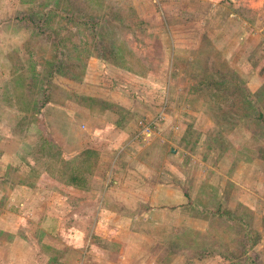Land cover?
Listing matches in <instances>:
<instances>
[{
    "label": "rangeland",
    "instance_id": "374dc122",
    "mask_svg": "<svg viewBox=\"0 0 264 264\" xmlns=\"http://www.w3.org/2000/svg\"><path fill=\"white\" fill-rule=\"evenodd\" d=\"M59 1L0 0V264H115L112 237H123L127 245L129 217L142 253L152 248L160 254L156 264H264V0ZM49 10L57 13L47 27L69 32L76 44L98 36L89 45L93 54L81 81L69 77L79 67L52 62L44 38L33 36L43 24L35 11ZM64 11L72 16H62ZM26 13L28 22L18 20ZM100 39L104 51L118 49L158 86L129 78L137 93L118 88L108 77L113 68L92 60ZM57 66L59 73H52ZM49 76L52 94L43 106L41 90ZM160 104L166 117L159 124L162 133L169 137L179 131L175 127L187 126L184 157L180 151L169 156L167 145L140 138V145H127L122 159L111 162L113 151H105L86 160L76 146H62V154L54 145L49 150L42 137L52 141L42 128L48 114L50 129L76 132L83 143L86 131L122 113L121 105L131 109L124 115H135L131 123L141 128L137 114L152 121ZM205 148L219 157L228 154L225 164L233 166L237 183L253 192V210L217 203L205 231L167 224L152 228V217L133 211L139 200L145 202V190L171 173L176 183L185 161V176L197 164L194 189L196 171L197 177L204 174L200 161L214 159L217 166L218 157L209 158ZM249 167L252 174L244 181ZM71 176L78 179L67 181ZM107 206L121 217L99 216L98 209ZM118 219L127 227L119 233L113 226Z\"/></svg>",
    "mask_w": 264,
    "mask_h": 264
},
{
    "label": "crops",
    "instance_id": "0c3cea01",
    "mask_svg": "<svg viewBox=\"0 0 264 264\" xmlns=\"http://www.w3.org/2000/svg\"><path fill=\"white\" fill-rule=\"evenodd\" d=\"M92 60L99 62L98 64L99 66H101V68H103L105 65L106 67L111 66V68H113V71H110L108 73V77H112V80H115L116 83H118V88L126 89L128 94L137 93L136 90L133 89L131 84L128 83L129 78L136 83L146 82L153 87L158 86L157 83L152 82L151 80L146 78V76H142L137 73L125 70L110 63L108 64L98 58H92ZM87 66L88 62H86L84 74L88 69ZM104 71L101 70L102 76H105ZM162 90H164V93L167 91L166 87H163ZM164 96L166 97L165 94ZM47 103L48 102H45L43 106ZM120 107L123 109L121 110L122 113H116L114 114V117L112 119L102 120V122L99 123L96 127L91 129L90 131L87 130L85 135H83L85 137L83 139V143H81L80 140H77L78 136H76V132H73L71 130L63 131L60 128L55 127H51L50 129V121L52 120L48 119V114L46 117V122L44 123L42 128L43 130L46 129V135H48L50 137V140H52V143L50 142L49 146L51 147L54 145L58 147L61 150V154L64 153V151H62V146H76V148H78L80 151L89 149L99 153H103L105 151H113L111 162L115 161L118 158L122 159L123 157H125L126 155L124 153L128 152L127 149H129L127 145H134V143L138 144L137 141H139L140 138L147 143L150 140L152 141V139H155L161 146L167 145V153L169 156H174L176 154L174 152H177L178 156L181 152L183 154L182 156L184 157V153H187V135L184 136V131L187 126L186 128H184L185 125L181 126V128L183 127L184 129H178L175 127V130H179V133L177 131H174L175 134H173L172 132L169 137H167L166 135L167 132L162 133V130L165 129H161L160 131L159 124L161 123V120L166 119L164 105L161 106L160 104V108L159 105H157V108L159 110L157 111V114L155 118L152 119V121L145 122V116L138 113L137 115L140 116L139 118L141 120L139 121V124H141V128L138 127V125L136 126L134 123H131L135 115H131L130 117L124 115L125 112L129 111L130 108L123 105H121ZM147 123L149 125H146ZM151 125H154L155 127L153 126L152 128ZM144 127H148V131L145 132ZM60 133L64 135L62 136V134ZM205 136L206 133L202 134L198 141H196L197 149L202 148V143H204L203 140L205 139ZM61 138H63V144L61 143ZM59 142L61 143V146ZM74 142H76L77 145H73ZM96 144H100V148H96ZM175 147H177V149ZM171 149H173V151H171ZM204 150H207V148H205ZM207 152L208 157L212 159L215 157L217 151L207 150ZM212 155L214 157H212ZM217 157V166H214L212 162L214 159H212V161L205 159L204 162L200 161V164L204 167V170L203 168H200V170H203L204 174L201 173L203 176L197 177L200 174V171H196L199 174L194 175V189L192 184L194 177H191V175L193 174L192 170H194L192 168H196L197 164L191 166L192 173L190 172L189 175L185 176L186 172L184 170L186 168L184 165H188V162L185 161L186 163L184 165H180L183 169L179 167L178 173H176L180 178L174 179L176 183L171 182V178H175L172 173L171 175H165V180L154 182L149 190L144 189L147 193L145 202L143 203L141 200H139L138 207H136V209L133 211L137 212L138 214H143V212L141 213V211H145L144 214H146L147 217H149L150 219L152 217V222L150 221L152 228L155 227L161 229V225L164 224H167V226L170 228L174 225H182L187 228H192L195 231H205L207 229H210L211 220H209V217L211 216V214L209 210L211 209V207H213L214 204L221 203L224 204L226 208H232L235 206V204L239 203L252 211L254 208V196H252V190H250V187H248L247 185L241 184L242 182L237 183L236 179L234 178V174L236 171L233 170V166L231 168V165L227 166L225 164V162H227V158L229 157L227 153L220 154V157ZM190 158L192 159L193 156L191 155ZM230 162L231 161H228L227 164H229ZM247 170L249 171L247 172ZM247 170L242 178V180L244 181H246L247 177L249 178L252 174V169L250 167L247 168ZM149 177L150 176L148 175L147 178ZM217 181H222V183H220L221 186L216 185ZM185 183L187 185L184 187ZM225 183L230 184L228 189L224 188L227 185L223 187L222 184ZM133 190L135 191V188ZM209 195L213 196L211 197V200L209 199V197L206 198ZM206 202H208L209 205ZM143 204L146 206L145 210L144 208H141ZM98 212L99 216L106 212L108 214L116 215L117 218L121 217L108 206L105 208L100 207L98 209ZM204 214H208V216ZM129 218L126 219L129 221L128 226L130 228L131 218ZM119 222H121V224ZM124 222H126V220L118 219V221L116 222L117 224H112L114 226V232L116 231L117 233H119L124 230L126 227H123V224H125ZM129 228L127 229L126 227L127 230L125 231L128 233L129 237L132 240L134 239V236L136 237V233L132 230V228H130V230ZM2 230L3 229L0 228V231ZM149 238L154 244H156V242H159L156 236L149 235ZM112 240V242L116 244L117 250L116 259L114 260L115 264H148L149 261H155L154 264H156V258L160 256L159 253H152L154 251V249L152 248L148 249L146 253H142L143 250H140L142 239L139 241L137 238V241L135 243L131 242L130 240L127 242V245L124 244L125 239L121 236L112 237Z\"/></svg>",
    "mask_w": 264,
    "mask_h": 264
},
{
    "label": "trees",
    "instance_id": "16d2710c",
    "mask_svg": "<svg viewBox=\"0 0 264 264\" xmlns=\"http://www.w3.org/2000/svg\"><path fill=\"white\" fill-rule=\"evenodd\" d=\"M24 3H29L31 0H22ZM57 3V0H54ZM59 1V0H58ZM60 3V1H59ZM61 9V7L59 8ZM37 15L40 14V16L42 17V23L41 26L37 27V31L36 34L33 35L34 37L38 36V37H43L44 40L46 41L45 44L48 51L50 52V59L52 60V62H60V61H67V62H72L73 66L79 67L78 69V73L75 71H72L71 73H69V77L75 80H79L81 81V78L84 74L85 71V67H86V60L87 58L90 57V55H92L93 53H91L89 45H92L95 42V37L92 35L90 40H81L80 38V42L78 44H76V42L71 41V35L68 32L67 35H62L59 34L58 32H56L55 30L47 27L48 25L54 24V16H56V11H45V13H39L38 11ZM64 14H62V16H66L68 18H70L72 16L71 13H67V12H62ZM46 21V24L45 21ZM18 20L20 21H25L28 22V14L26 13L25 16L23 15L22 17H19ZM27 20V21H26ZM29 21H33V19L30 17ZM98 37V36H97ZM96 37V38H97ZM83 39V38H82ZM93 40V41H92ZM94 57L99 58L102 61L105 62H110L113 65H116L120 68H123L125 70L134 72L139 74L138 72H136V70L126 62V58L122 57L121 55H119L118 49H113L112 51H108V49L106 51L103 50V42L100 39L98 45L96 47H94ZM103 50L104 53H101V51ZM110 55V56H109ZM83 57V59H82ZM78 65V66H77ZM58 66L55 68V70L53 69L52 73H59L58 71ZM141 75V74H139ZM51 86H52V77L49 76L48 80L46 81L45 85L42 87V103H40L41 105H43L45 103V101H50V96H51ZM249 94L251 96H254L256 94V92H249ZM257 96H259V93L256 94ZM40 104L38 106H40ZM26 107V106H25ZM261 114V113H260ZM260 116V115H259ZM36 129H39L38 127ZM41 133V132H40ZM43 133V132H42ZM42 135V134H41ZM44 139V143L46 145V147L51 150V147L49 146L48 143H46V140L44 138V136H42ZM79 154H83L84 157L90 158L93 155H99V152L93 151V150H89V149H84L81 150L79 152ZM59 158V157H58ZM60 159V158H59ZM78 178L71 176V179L68 177H66L67 181L70 182H74L75 180H77ZM81 179V178H80Z\"/></svg>",
    "mask_w": 264,
    "mask_h": 264
},
{
    "label": "built area",
    "instance_id": "2783aa9c",
    "mask_svg": "<svg viewBox=\"0 0 264 264\" xmlns=\"http://www.w3.org/2000/svg\"><path fill=\"white\" fill-rule=\"evenodd\" d=\"M144 131L146 132V131H148V127H144ZM143 133V132H142Z\"/></svg>",
    "mask_w": 264,
    "mask_h": 264
},
{
    "label": "water",
    "instance_id": "95a60500",
    "mask_svg": "<svg viewBox=\"0 0 264 264\" xmlns=\"http://www.w3.org/2000/svg\"><path fill=\"white\" fill-rule=\"evenodd\" d=\"M171 151H173V149H171Z\"/></svg>",
    "mask_w": 264,
    "mask_h": 264
}]
</instances>
